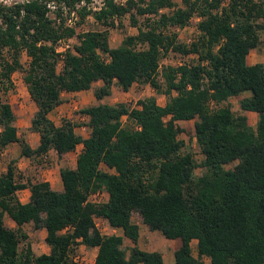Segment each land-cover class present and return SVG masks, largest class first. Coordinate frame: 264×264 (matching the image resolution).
I'll return each instance as SVG.
<instances>
[{"label": "trees", "instance_id": "1", "mask_svg": "<svg viewBox=\"0 0 264 264\" xmlns=\"http://www.w3.org/2000/svg\"><path fill=\"white\" fill-rule=\"evenodd\" d=\"M62 1L74 7L81 0ZM88 13L83 7L77 25L68 27L48 16L43 0L0 2V156L15 142L21 156L38 160L51 150L61 158L82 144L75 166L60 168L61 191L24 179L14 159L0 173V264H77L71 255L80 244L98 248L94 264H164L160 252L125 249L122 235L102 234L95 224L101 216L136 243L133 212L151 230L180 239L175 264H207L204 257L209 264H264V64L246 60L261 43L264 0H104L94 12L104 28L86 30ZM126 14L137 33L112 47L109 29ZM138 16L145 22L139 25ZM193 17L196 38L179 41L174 29ZM73 35L79 44L60 65L55 43ZM171 51L197 58L162 66ZM15 72L23 74L36 106L29 127L39 135L35 147L19 136L5 98ZM95 82L101 83L94 88L97 102L78 111L87 116L86 137L75 131L80 123L63 118L56 125L49 118L62 92L88 90ZM134 83L150 85L167 101L160 105L154 95L133 107L100 101L113 85L127 91ZM245 92L239 107L257 114L254 127L228 102ZM187 120H194L200 159L179 137L177 122ZM26 188L29 199L22 202L18 192ZM98 191L107 193L105 202L89 199ZM5 216L16 227L6 226ZM28 223L45 230L47 253L33 252L23 230Z\"/></svg>", "mask_w": 264, "mask_h": 264}, {"label": "rangeland", "instance_id": "2", "mask_svg": "<svg viewBox=\"0 0 264 264\" xmlns=\"http://www.w3.org/2000/svg\"><path fill=\"white\" fill-rule=\"evenodd\" d=\"M1 2L5 0H0ZM13 1V0H12ZM174 2L178 5H181V0H174ZM165 11H170V9H165ZM146 16H138L139 25L145 22ZM198 18L193 17L190 22L183 28L176 27L174 30L178 34V40L185 43H190L193 41L197 34L198 30L196 27V22ZM77 25V24H76ZM83 25L90 29H102L103 26L92 24L90 22L83 23ZM110 37L109 44L114 47L121 43L122 39L126 35H130L137 32V27L134 26L129 18V15L126 14L121 19H116V24L114 27L109 29ZM261 41L264 46V31L260 32ZM197 56L189 55L184 56L176 52H169L166 54L162 60L161 65H178L183 62L192 63L195 62ZM22 62L24 64L28 61V56L25 52L22 53ZM61 65V64H60ZM59 65V67H60ZM14 90H12L5 98L11 103L14 114L16 116L15 124L18 128L19 136L25 139L31 147H35L39 141V135L36 132H33L29 129L30 120L35 111V104L29 97L25 84L23 82V74L21 72H15L12 75ZM161 79V77H160ZM93 89L96 87V83L93 84ZM116 102H125L130 107L136 106L138 100L143 99L145 97L154 95L157 97V101L160 104H164L167 101V97L163 94H157L155 90L148 84H137L133 86L126 93L118 91ZM87 96V95H86ZM229 104L231 105L232 110L235 113H242L248 117L249 125L254 127L257 121V114L254 112L245 113L239 107V97H232L229 99ZM79 109H76L71 112L69 116H61V119L68 118L74 121L75 123H83L81 120V115L78 113ZM54 117V116H53ZM58 119V118H57ZM124 124L132 125L128 121L127 118L123 120ZM178 125L183 129L180 133L179 137L185 141L184 149L187 151H191L197 159L201 158V154L199 151V147L196 143V139L194 136V120L187 121H179ZM21 147L19 143L15 142L8 145L1 153L0 156V173L6 170V167L10 160H15L18 171H20L21 175L24 179H30L32 181L40 179L44 170L47 169H58L59 166L72 165L75 160L74 153L68 154L63 160L57 159L55 154H49L48 156L42 158V160H38L36 158H25L20 154ZM233 165V164H231ZM227 165V167L231 166ZM196 172H200L199 169H196ZM26 191H19L18 197L22 200H26ZM134 217H138L137 212H133ZM4 223L8 227H16L15 223L7 216H5ZM23 230L28 234L27 241L30 243L32 250L35 254H41L47 252L48 246L44 240V230L43 229H34L32 224L28 223L23 225ZM171 245H179V239L171 240ZM23 246V243L20 244V248Z\"/></svg>", "mask_w": 264, "mask_h": 264}, {"label": "crops", "instance_id": "3", "mask_svg": "<svg viewBox=\"0 0 264 264\" xmlns=\"http://www.w3.org/2000/svg\"><path fill=\"white\" fill-rule=\"evenodd\" d=\"M87 29L88 28H86V30ZM133 34H135V33H133ZM246 60H247L248 64H255V63H259V62L264 64V46H263L262 41L256 48H253L249 51ZM95 83L97 84L96 86H99L101 84L100 82H95ZM137 84H139V83H134L127 91H129L133 86H135ZM93 86L88 90H83V91H78V92H62V99L63 100H62L61 104H59L57 107H55L49 113V118L56 125H59L61 123V120H62L61 116H69L71 114V112L76 110V109H81L83 107L95 104L97 102V99L94 96ZM117 90L124 92V93L127 92V91H123L119 86H117L115 84L112 86L111 94L103 97L100 101L105 102V103H109V104L117 103L116 102ZM248 94H249L248 92H245L241 96H239V98H241L243 96H247ZM164 104H160V105H164ZM35 110H36V106H35ZM244 112L248 113L247 111H244ZM80 118L84 122L87 121V116L81 115ZM83 123H81L80 125H77L75 127V131L78 134L86 137L89 133V128L86 125H84ZM81 149H82V144H79V145H77V147L74 151H70V152L66 153L61 158H59L56 155V153L52 150L49 151L47 156L49 154L53 153V154H55L56 158L60 159V161H61L68 154L74 153V155H75L74 163L72 165H69L70 167H74L75 163H76L77 155L80 153ZM66 166H68V165H66ZM61 167L62 166H59L57 170L56 169L55 170L54 169L44 170V172L42 173L41 178L39 180L48 181L54 190L61 191L63 189L62 181L60 178V168ZM21 191H26V194H27L26 200H22L20 198L19 199L22 202H27L29 199V195H30L29 189L26 188V189H23ZM107 197H108V195L105 191H98V192L90 195L89 199L94 201V202L100 203V202H105L107 200ZM94 219H95L96 226L98 227L99 231L102 234L122 235L123 236L122 246L125 249H128L134 245H137L142 250L158 251L162 255L164 264H175L174 252L179 247L181 241H180L178 246L177 245L172 246L171 240H173V239H167L159 231L151 230L146 224H144L142 222V219L139 216V214H138V217L137 216L134 217L133 213L131 215V222L137 224L138 228H139V235H138V239H137L136 243H133L129 238L125 237L120 228L111 227L105 218H103L101 216H96ZM43 232L45 234V230ZM44 237H45V235H44ZM190 244H191L193 256H197V250H196L197 240H195V239L192 240ZM47 250L49 251V247L47 248ZM97 251H98L97 247H87L83 244H80L78 247H76V249L74 250V253H72L71 259H72L73 255L78 254L81 258L80 262L78 264H94V260H95V256L97 254ZM47 252H45V253H47ZM127 252H128V250H127ZM203 260L207 264L210 263V260L207 257H204ZM138 264H142V263H138Z\"/></svg>", "mask_w": 264, "mask_h": 264}, {"label": "built area", "instance_id": "4", "mask_svg": "<svg viewBox=\"0 0 264 264\" xmlns=\"http://www.w3.org/2000/svg\"><path fill=\"white\" fill-rule=\"evenodd\" d=\"M29 0H5L1 3L3 4H13L15 2H23ZM117 3L123 5L126 0H115ZM49 17L54 19L57 23L60 19H64V24L68 27H75L80 20L79 11L86 7L89 13L83 18V23L96 24V19L94 17V12L99 11L104 6V0H81L73 6L67 5L65 1L60 0H43ZM79 44V39L76 35L70 37H64L59 39L55 43V51L59 54L60 64L62 63V58L67 51H73L75 45ZM80 256L78 254L72 256V260L75 263L80 262Z\"/></svg>", "mask_w": 264, "mask_h": 264}]
</instances>
